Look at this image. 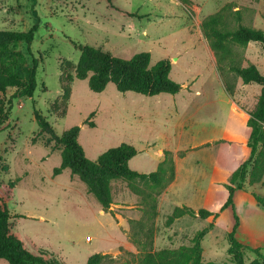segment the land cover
I'll use <instances>...</instances> for the list:
<instances>
[{
  "label": "rangeland",
  "instance_id": "1",
  "mask_svg": "<svg viewBox=\"0 0 264 264\" xmlns=\"http://www.w3.org/2000/svg\"><path fill=\"white\" fill-rule=\"evenodd\" d=\"M215 13H221L220 29L242 24L264 31V0H0V30L37 25L31 44L17 45L26 63L37 59L34 93L0 91V182L16 181L10 222L29 250L46 249L60 264H86L91 255L98 256L97 264H138L146 252L191 245L196 232L207 228L202 260L228 261L235 214L237 238L264 246V208L254 197H264L259 166L249 169L243 189L235 192L234 209H225L213 226L212 217L190 215L168 222L177 206L217 211L231 171L249 155L246 122L261 85L243 82L230 61L253 64L264 75V44L225 40L230 53L220 62L214 38L202 27ZM80 44L122 58L148 52L150 65L167 59L181 88L148 96L108 83L94 92L87 79L75 77ZM35 110L58 136L78 125L89 159L121 143L132 145L129 167L145 175L112 179V202L103 207L68 168L53 174L61 151L50 149ZM260 253L263 258L245 249L244 260L264 264V249Z\"/></svg>",
  "mask_w": 264,
  "mask_h": 264
},
{
  "label": "trees",
  "instance_id": "2",
  "mask_svg": "<svg viewBox=\"0 0 264 264\" xmlns=\"http://www.w3.org/2000/svg\"><path fill=\"white\" fill-rule=\"evenodd\" d=\"M220 20L221 13H215L202 22L207 34L214 38L212 44L218 50L220 62L230 53L223 43L225 40L229 39L240 45H246L250 41L264 44L263 30L242 24H238L233 29H220L216 26ZM36 29L37 25L33 24L25 31L0 30V91H4L7 87H15L21 96L30 97L34 93L37 59L34 57L32 64L26 63L17 45L20 42L30 45ZM79 49L80 56L74 69L75 77L87 79L89 88L94 92H101L108 83H113L120 92L133 91L148 96L160 93L175 94L181 88V85L170 77L171 65L167 59H161L150 65L148 52H138L129 58H122L89 44H80ZM230 68L241 77L243 82L261 85L257 103L246 122L250 127L247 141L249 155L247 158L241 156L237 167L231 171L229 182L225 184L226 199L217 211L207 208L194 209L187 205L177 206L168 216V222L190 215L200 218L212 217L208 227L213 226L215 219L225 209H234V194L237 190L243 189V182L249 169L258 166L264 169V153L258 150L259 147L264 148V75L253 64L241 66L230 61ZM34 118L39 131L50 136L47 141L50 149L61 151V162L59 166L54 167L53 174H59L63 169L68 168L72 174L79 177L103 207H108L112 202L109 185L112 179L131 180L145 175L129 167V160L136 154V149L132 145L121 143L110 147L96 160H92L85 155L78 140L80 131L78 125L66 128L58 136L41 112L35 110ZM2 169L7 170L8 166L5 164ZM158 170L161 171L163 168L158 167ZM15 185L16 181L13 179L0 182V259H5L8 264H60L58 259L46 249L35 252L29 250L22 236L13 230L9 201L12 199ZM254 197L258 205L264 208V197L255 193ZM17 216L22 217L20 214ZM238 227L239 217L235 214V223L227 236L230 254L228 261L202 260L201 239L207 229L204 228L196 232L191 245L146 252L141 256L138 264H261L256 258L250 262L244 260V252L248 248L263 258L260 249H264V246L252 247L240 241L237 238ZM97 258V255H91L86 264H97Z\"/></svg>",
  "mask_w": 264,
  "mask_h": 264
},
{
  "label": "crops",
  "instance_id": "3",
  "mask_svg": "<svg viewBox=\"0 0 264 264\" xmlns=\"http://www.w3.org/2000/svg\"><path fill=\"white\" fill-rule=\"evenodd\" d=\"M218 159H219L218 162L221 161L222 164H223V161H224L223 158H222V157H220V158L218 157ZM218 164H219V163H218ZM234 196H235V195H234ZM238 229H239V227H238ZM3 260H5V259H3ZM5 261H6V260H5ZM6 262H7V261H6ZM7 263H8V262H7Z\"/></svg>",
  "mask_w": 264,
  "mask_h": 264
}]
</instances>
